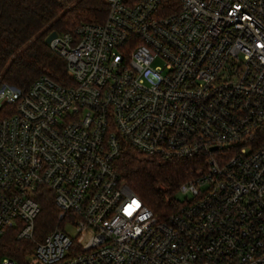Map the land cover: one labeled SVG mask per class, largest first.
<instances>
[{
	"label": "built area",
	"instance_id": "built-area-1",
	"mask_svg": "<svg viewBox=\"0 0 264 264\" xmlns=\"http://www.w3.org/2000/svg\"><path fill=\"white\" fill-rule=\"evenodd\" d=\"M106 3L49 44L70 83L0 88V238L26 264H264V0ZM127 147L195 161L166 220L120 180Z\"/></svg>",
	"mask_w": 264,
	"mask_h": 264
},
{
	"label": "trees",
	"instance_id": "trees-1",
	"mask_svg": "<svg viewBox=\"0 0 264 264\" xmlns=\"http://www.w3.org/2000/svg\"><path fill=\"white\" fill-rule=\"evenodd\" d=\"M108 12L106 0H0V88L10 86L26 91L39 77L48 76L67 85L66 61L46 43L54 31L73 32L83 23H102ZM12 113L0 108V122ZM196 168L194 160L162 159L127 147L115 162L122 182L137 194L160 220L176 211L178 189ZM36 199L41 213L35 237L43 239L57 226L59 210L52 193L40 188ZM30 242H19L13 231L0 238V259L24 261Z\"/></svg>",
	"mask_w": 264,
	"mask_h": 264
},
{
	"label": "water",
	"instance_id": "water-1",
	"mask_svg": "<svg viewBox=\"0 0 264 264\" xmlns=\"http://www.w3.org/2000/svg\"><path fill=\"white\" fill-rule=\"evenodd\" d=\"M58 33L56 31L52 32L46 39V43L49 45L51 41L56 38Z\"/></svg>",
	"mask_w": 264,
	"mask_h": 264
},
{
	"label": "rangeland",
	"instance_id": "rangeland-1",
	"mask_svg": "<svg viewBox=\"0 0 264 264\" xmlns=\"http://www.w3.org/2000/svg\"><path fill=\"white\" fill-rule=\"evenodd\" d=\"M177 198H178L179 202H183L186 199V195H183L182 193H179L177 195Z\"/></svg>",
	"mask_w": 264,
	"mask_h": 264
}]
</instances>
